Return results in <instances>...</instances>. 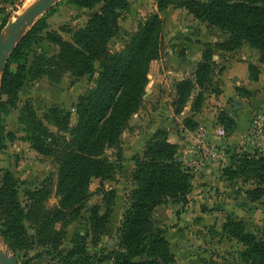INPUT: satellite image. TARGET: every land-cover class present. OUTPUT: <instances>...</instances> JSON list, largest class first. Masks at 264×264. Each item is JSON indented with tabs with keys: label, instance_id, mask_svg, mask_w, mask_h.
Instances as JSON below:
<instances>
[{
	"label": "trees",
	"instance_id": "trees-1",
	"mask_svg": "<svg viewBox=\"0 0 264 264\" xmlns=\"http://www.w3.org/2000/svg\"><path fill=\"white\" fill-rule=\"evenodd\" d=\"M65 1L79 8H100L81 27L72 33L66 31L71 34L68 39L47 32L46 40L56 46L55 52L36 54L27 66L23 50L31 51L46 28L45 20L39 19L10 53L1 75L0 93L14 94L26 78L46 77L59 82L64 74L75 78L87 76L93 86L78 96L74 124L71 112L60 106L49 107L40 118L30 103H24L20 119L26 127L25 140L35 152L51 157L57 164L56 183L45 177L37 184L23 187L24 181L0 169V236L13 254L22 252L26 259L46 257L52 252L51 259L58 264H173L167 230L154 221L153 214L165 202L180 204L177 214L182 213L193 187V175L179 159L177 144L168 140L164 128L154 131L142 153L134 157L130 177L133 187L126 197L115 248L94 255L86 251L88 238L95 246L107 231L116 191L107 189L104 181H114L121 167V135L140 108L150 63L162 52L164 21L159 13L173 1L155 0L157 11L143 18L116 51L110 50L109 42L118 30L121 13L129 7L128 0ZM178 8L225 32L226 37L213 46L205 44L191 77L175 82L170 101L175 115L183 111L193 93L192 111L197 113L204 93L219 90L213 77L223 67L213 59L212 47L231 52L245 44L257 50L264 60V0H182ZM2 27L0 24V31ZM248 73L249 79L256 81L260 70L249 63ZM237 91L250 95L245 89ZM217 122L227 135L236 126L227 111L219 113ZM182 124L188 130L198 125L193 115L183 118ZM108 150H116L115 161L108 156ZM233 153L223 169V177L227 181H251L254 188L248 190L250 199L261 198L264 152ZM94 179L99 180L95 194L101 202L89 210L88 231L75 232L72 246L62 252L59 245L66 228L80 217L92 194L89 185ZM53 193L56 203L48 206ZM207 232L211 236L216 234L212 228ZM222 232L241 245L239 260L264 264V238L246 230L244 222L226 218ZM33 250L34 255L28 257Z\"/></svg>",
	"mask_w": 264,
	"mask_h": 264
},
{
	"label": "rangeland",
	"instance_id": "rangeland-1",
	"mask_svg": "<svg viewBox=\"0 0 264 264\" xmlns=\"http://www.w3.org/2000/svg\"><path fill=\"white\" fill-rule=\"evenodd\" d=\"M172 1L171 5L163 12L159 13L164 21V32L162 52L157 59H162L163 62L162 64L158 62L156 65H153L151 76L148 77V87L146 86L145 88V94H147V89L153 87L161 88L160 93L164 96L161 105L162 111L168 103L170 104L174 93V84L180 79H168L167 83L161 82L162 86L157 87L156 83H160L157 82V74L163 76L168 67L172 69L173 66H178V68H180L181 64H183L186 70H184L181 76L185 77L186 71H189L192 75L195 63L197 62L193 60L192 57L201 56L205 44H211V46H213V44L224 40L226 37L225 32L218 28L207 26V24L202 23L187 13L186 10L178 8V3L182 0ZM128 2L129 7L125 12L121 13L118 21V30L109 42L111 51L120 49L126 42L128 35L135 30L138 23L148 14L157 11L155 0H128ZM32 4L33 2L30 0H0V24H3L0 31V37H3H1L2 44L4 42L3 39H5L7 35L9 26L16 16ZM99 8L100 5H96L92 9H84L70 5L65 0H56L51 7L27 25L16 40L15 46L22 41L39 19L45 20L46 28L40 32L38 41L32 45V50H23L26 55V65L29 66L31 64L36 54L44 52L50 55L55 52L56 46L46 40L47 32L60 34L64 39H68L71 34H68L66 31L71 30L72 33L73 30L81 27L93 13L99 10ZM244 45L245 44L241 45L231 52L242 50ZM212 49L214 54L213 59L219 63L217 55H221L219 53L226 51L214 47H212ZM251 49L250 51L253 53L255 49ZM256 60L259 63H264V60L260 58L259 52L258 54L256 53ZM161 65L166 69L162 70ZM219 65H221V62ZM254 65L259 68L257 64ZM11 67L12 69L14 68L13 65ZM3 69L0 71V79ZM191 75L186 77H191ZM217 75L216 72L213 81H215ZM91 86H93V83L87 76L75 78L72 75L64 74L59 82H52L46 77L39 79L26 78L22 86L14 94L8 96L0 93V169L2 171L8 170L14 177L24 181L23 187H28L30 184H37L45 177L52 178L55 184L57 164L51 157L39 155L31 148L29 142L25 140L26 127L21 122L20 112L24 103L28 102L36 111L38 117L42 118L44 112L49 107L57 105L71 112V124H74L76 120L74 109L77 98ZM216 87L219 89L217 92L204 93L203 103L198 111H204L207 105L214 108L212 111H214L216 115L217 126L215 130L212 129V131L214 130L215 132L218 128H223L217 122V117L221 111H227L234 119L236 125V120L240 118L243 113L247 112V108L243 107L244 104L249 107L251 103L250 101L244 100H249L252 96L250 93L249 96L244 97V93L237 91V88H243L241 86H236L235 91L241 94V99L232 100L228 98L226 99L228 106L225 107V99L221 100L219 97L222 91L217 84ZM145 94L143 95L140 108L132 115L127 128L121 135L120 147L122 149V155L121 161L119 162L121 167L118 168L116 172L115 180L104 181V185L107 189H115L116 197L107 231L99 238L95 246L91 244L89 238L86 240V251L90 255L112 250L117 243L118 227L126 204V197L133 187V183L130 179L132 173L130 166L131 162L132 160L134 161V157L138 155L137 153L143 147L145 137H147L152 128L157 125L153 122V120L157 119V111L153 110L152 107L158 105V103L153 102L155 100H153V96H151L152 91L146 97H144ZM194 95L195 93L191 95L189 102H193ZM166 98H168V100L165 102L164 100ZM242 100L244 101L243 104ZM259 117L264 118V109H259L251 113L248 118L249 126L239 135L240 137L237 142L231 144H226V142H224V138L227 136L224 128V135L220 140L211 139V137L215 135V132L212 133L205 126H202L205 131L204 138L197 133L198 135L196 134L194 141L193 139H188V143L191 146L188 148L189 154L187 152L186 154L189 155L190 158L187 162L186 159H188V157H184L185 161L180 159V157L179 159L183 164L187 165L194 174H199L204 168V170L208 172L212 171L211 175L213 174V176L208 184L205 182L208 189H206L207 196H205L202 203H196L195 197L189 196L190 199L188 198V203L184 205L183 212L189 209H191L192 212H206L208 219L203 222L198 219L194 220L196 225L191 226L189 224V226H186L182 238L179 237V232H173V234L169 235L172 243V251L177 258L173 264H245L239 260L238 257L241 245L235 240L226 237L222 232V225L226 218L241 220L244 222L246 230L254 233L258 238H264V195L257 200H251L248 195V190L254 188V184L251 181H243L242 179L227 181L223 177V169L229 164L230 155L234 154L232 149L234 151H239V153L264 152V138L252 141H246L245 138V135H249L248 132L251 131ZM241 118L246 119L247 117L243 115ZM163 119V128L168 131V122L171 118L163 117ZM173 120L175 121L174 130L179 131L180 125L182 124L181 116H178V120L174 118ZM194 130L196 131L197 127ZM205 145L206 147H203ZM177 147L179 148L178 145ZM206 148L212 150V152L205 153L204 151ZM107 153L110 159L115 161L116 150H108ZM192 183H195L194 177ZM98 185V179H94L89 185V191L92 194L87 200L80 217L66 228V235L59 245V249L62 252H66L72 246L71 240L75 232L83 234L88 231L89 210L93 205L101 202V197L95 194ZM56 199L53 193L48 199L47 205H54ZM190 201L192 203H189ZM179 209H181L180 204L165 202L155 209L153 214L155 218L154 221L161 227H165L167 233L173 230V228H171L172 225L177 226L181 215V213L177 214ZM210 228H212L216 234L212 236L209 235L207 230ZM203 229L207 232L208 236L204 234ZM28 233L31 234L32 230L29 229ZM0 243L2 244V249L5 247L9 250L1 236ZM35 251L36 250L30 251L28 257L33 256V252ZM10 253L13 254L11 251ZM13 255L19 264H58L56 259H51V257L53 258L52 252L46 257L33 256L28 259L22 255V252ZM102 264L109 263L105 262Z\"/></svg>",
	"mask_w": 264,
	"mask_h": 264
},
{
	"label": "crops",
	"instance_id": "crops-1",
	"mask_svg": "<svg viewBox=\"0 0 264 264\" xmlns=\"http://www.w3.org/2000/svg\"><path fill=\"white\" fill-rule=\"evenodd\" d=\"M191 15V14H190ZM199 22V21H197ZM204 42V41H203ZM252 50L251 48L247 47V46H243L242 50H237L235 52H222L219 53L221 55H217L218 58V62H221V65H223V69L220 72H217V76L215 77V83L217 84V86H219L220 90L222 91L220 94V99H225V107L228 106L227 100L228 98H231L232 100L235 99H241V94L237 93L235 91V87L236 86H241L243 89H245L247 92H250L252 94V96L249 98V100H244V101H250L251 103L248 106H244L245 108H247V112L243 113L240 118L245 115V118H238L236 120V127L234 128L233 132L229 135H227L224 138V142H226V144H231L234 142H237V140L239 139V135H241V133L247 128V126H249V121L248 118L250 117L251 113H253L256 110L259 109H264V63H259L256 60V53L258 54V51L255 50L253 53H251ZM198 54V53H197ZM230 54V55H229ZM193 60L198 61L200 59V55L199 56H193L192 57ZM159 62V64H162L163 60L162 59H156L151 61L150 66H149V73H148V77L151 76V70L153 65H156ZM218 63V64H219ZM252 63V64H257L259 66V78L256 81H252L249 79V73H248V64ZM220 65V66H221ZM161 69L165 70L166 68H164L163 65H161ZM184 70H186V68H184L183 64H181V67L178 68V66H173V68H167V70H165V73L163 74V76H161L160 74H157V82L160 83H156L157 87L162 86L161 82L167 83L168 79H174V80H178V79H182L185 78L186 76L191 75V73L189 71H186L185 73V77H182L181 74L184 73ZM167 74V75H166ZM167 76V77H166ZM182 77V78H181ZM164 86V85H163ZM148 87V86H147ZM161 89V88H160ZM160 89L153 87L151 89H147V94H145L144 97L148 96V94L152 91V95L153 96V102L158 103V105H154L152 107L153 110L157 111L156 115H157V119L153 120V122H155V125L151 132L149 133V135L147 137H145L144 143H143V147L145 142L150 138V136L153 134L154 131H156L159 128H163V117H170L171 120L168 122V140L172 143H175L179 146L178 148V156L180 157V159H184V157H188L187 160H189V155L186 154V152L188 153L189 150L188 148L191 146L188 143V139L191 140L193 139V141L196 138V134L200 132V130H202V126H205L208 130H210L212 133L215 132V127L217 126L216 123V115L214 113V108L212 106L207 105V107H205L204 111L202 112H193L192 111V104L193 102H189L190 98L188 100V102L186 103L183 111L178 114L175 115L172 111V108L170 106V104L168 103L165 106V109L162 111V103H163V97L162 94L160 93ZM218 97V98H219ZM245 97V96H244ZM166 100H168V98H166L164 101L166 102ZM242 100V104L243 101ZM191 115H193V119L197 122V132L195 130H188L185 129L183 127V125L181 124L179 131H175V121L173 120L176 119L178 120V116H181V120L183 118L186 117H190ZM212 129H214L212 131ZM175 131V132H174ZM197 134V135H198ZM212 135V134H211ZM216 140V138L213 136L211 137V139ZM143 147L141 148V150L137 153L138 155L142 153ZM234 150L232 149V152ZM236 151V150H235ZM189 154V153H188ZM131 170H133L134 167V161L132 160L131 162ZM187 166V165H186ZM190 169V168H189ZM191 171V170H190ZM214 171V169H213ZM192 172V171H191ZM212 172V171H211ZM211 172H208L207 170H204V168L202 169V171L199 172V174H194L192 172V175L194 177V181L195 183H192V190L188 195V198L190 199L189 196H194L195 197V202L197 203H202V201L205 199V196H207V191L206 189H208V187L205 185V182H210L211 178L213 176V174L211 175ZM213 184V183H212ZM202 192V193H201ZM189 203H192L191 201ZM187 209V207H186ZM213 213V212H212ZM215 214V213H213ZM208 215V214H207ZM120 216V215H119ZM199 220V221H205L207 220V216H206V212L203 213L202 211H197V212H192L191 209L184 211L181 213L180 215V219L178 221V224L175 228H173V230L168 231L166 233V237L170 243V249L172 254L174 255L173 251H172V243L170 240V234H173V232H179V237H183L184 235V231L186 230V226H189V224L192 225H196V222H194V220ZM203 232L206 236H208L207 232L203 229ZM210 238V237H208ZM178 241V240H177ZM177 243V242H176ZM174 259L176 260V255H174Z\"/></svg>",
	"mask_w": 264,
	"mask_h": 264
},
{
	"label": "water",
	"instance_id": "water-1",
	"mask_svg": "<svg viewBox=\"0 0 264 264\" xmlns=\"http://www.w3.org/2000/svg\"><path fill=\"white\" fill-rule=\"evenodd\" d=\"M56 0H37L31 6L26 8L22 13L16 16L14 21L10 24L7 39L2 44V39L0 37V71L5 66V63L15 47V43L22 30L29 25L33 20H35L41 13L46 11L51 7ZM0 248V264H19L17 259L13 254L10 253L5 247Z\"/></svg>",
	"mask_w": 264,
	"mask_h": 264
},
{
	"label": "built area",
	"instance_id": "built-area-1",
	"mask_svg": "<svg viewBox=\"0 0 264 264\" xmlns=\"http://www.w3.org/2000/svg\"><path fill=\"white\" fill-rule=\"evenodd\" d=\"M248 136L245 135L246 141H252V140H260L262 138H264V118L259 117L257 119V122L253 125L251 131L248 132ZM224 135V130L223 128H218L215 132L214 137L216 138V140H220ZM199 136H205V131L202 129L199 132ZM203 147H206L203 146ZM205 153H211L212 150H208L207 148L204 151Z\"/></svg>",
	"mask_w": 264,
	"mask_h": 264
},
{
	"label": "bare ground",
	"instance_id": "bare-ground-1",
	"mask_svg": "<svg viewBox=\"0 0 264 264\" xmlns=\"http://www.w3.org/2000/svg\"><path fill=\"white\" fill-rule=\"evenodd\" d=\"M30 1L33 2V3H35L37 0H30ZM1 37H2V36H1ZM2 38H3V37H2ZM6 39H7V37H5V39H3L4 42H5ZM4 42H3V43H4ZM0 54H1V52H0ZM1 245H2V244L0 243V248H1Z\"/></svg>",
	"mask_w": 264,
	"mask_h": 264
}]
</instances>
